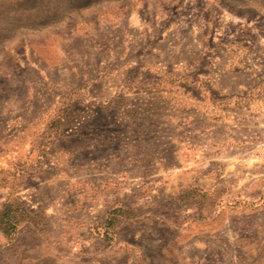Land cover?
Returning a JSON list of instances; mask_svg holds the SVG:
<instances>
[{"label": "rangeland", "instance_id": "rangeland-1", "mask_svg": "<svg viewBox=\"0 0 264 264\" xmlns=\"http://www.w3.org/2000/svg\"><path fill=\"white\" fill-rule=\"evenodd\" d=\"M243 1L264 10V0L214 3L235 11ZM212 3L0 0V264H264L263 212H225L245 235L188 251L171 243L176 230L141 224L133 253L115 244L116 221L107 233L97 226L113 210L121 183L126 203L132 188L126 176L137 177L141 206L163 172L172 174L181 207L195 197L212 198V184L228 183L229 175L255 184L253 195L264 188V161L232 163L236 157L264 160V116L245 117L221 104L214 126L196 134L186 132L191 122L172 106L133 125L132 104L140 96H157L162 105L169 100L163 96L198 95L196 66L206 60ZM89 107L86 116L82 110ZM104 108L124 109L123 127L115 125L116 111ZM105 121L113 125L100 127ZM102 129L109 138L84 147ZM196 136L213 147L202 150V163L187 164L190 150L178 146ZM195 180L200 191L186 187ZM59 219L76 223L61 228ZM120 237L124 243L131 238Z\"/></svg>", "mask_w": 264, "mask_h": 264}, {"label": "crops", "instance_id": "crops-1", "mask_svg": "<svg viewBox=\"0 0 264 264\" xmlns=\"http://www.w3.org/2000/svg\"><path fill=\"white\" fill-rule=\"evenodd\" d=\"M235 8H238V12L230 8L225 11L220 10L213 0L209 36L205 48L206 60L203 58L196 66L195 85L198 95L163 96L164 99L169 100L162 105L157 104V96H140L137 104L135 101L132 104L133 125H137L136 123L141 119L159 117L157 115L159 108L166 111L172 106L180 112L181 116L185 117L186 122H191L186 125L190 127L186 132L196 134L209 131L206 128L209 125L214 126V121L220 116L221 104L225 109L234 110L235 114L236 111H243L242 115L245 117L264 116V10L254 7L248 1L238 3ZM248 13H252L251 16ZM112 111H116V115L120 116L114 124L123 127V122L120 121L122 115L124 116L122 112L124 109L121 111L104 108V112L112 113ZM85 112L87 116L92 112V108H87L84 112L82 110V113ZM163 117L165 119L167 115L164 114ZM169 121V126H172L171 118ZM153 122L148 121V125L152 126ZM112 125V121H105L100 127L110 128ZM109 136V131L102 129L98 134H92L86 140L84 147L87 149L98 147ZM178 147L190 150L191 156L185 159L187 164H200L203 160L202 150L212 148L213 144L196 136L192 141H181ZM262 159L261 156L236 157L232 163L239 165L242 161H248L256 165L263 163ZM171 175L163 172L155 177L148 188L147 204L143 206H141L137 188V177L126 176L132 181V188L126 190V203L122 198L124 185L121 183V185H116L117 197L113 210L107 209L104 220L97 224L98 228H104L107 233L106 230L111 229L109 228L110 223L116 221L113 227L115 228V244H127L132 247L128 250L137 253L135 246L141 233V224L146 223L148 230L151 228L150 225H157L165 233L168 231V234L172 230L178 231V236L174 237L171 243L186 245L188 247L186 251H188L201 246L204 241L213 246L227 244L228 241L222 240L225 235L229 238L239 234L245 235V229L237 232L238 227L230 221V217L223 218L225 212L229 215L239 213L243 216L264 213V205L261 202L264 195L262 184L258 188L259 194L253 195L252 190L255 184L249 185L246 182L241 184L240 180L236 181L229 175L228 183L212 184V198L195 197L194 201L182 203L181 207L177 201L178 196H175ZM121 177L123 180L124 175L122 174ZM139 179L138 177V181ZM133 181L136 182L135 186ZM190 186L195 187L196 191L198 187L196 180L186 184V187ZM58 222L61 223V228L69 229L76 223L71 219L66 220V224L65 220L61 219ZM244 228L250 230L249 227ZM123 233L131 237L126 239V243H124V238L120 237ZM71 238L74 240L75 236L68 235L67 239ZM163 243L166 245L167 241ZM187 255L188 253L186 257H183L184 260H189Z\"/></svg>", "mask_w": 264, "mask_h": 264}]
</instances>
